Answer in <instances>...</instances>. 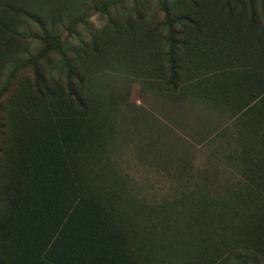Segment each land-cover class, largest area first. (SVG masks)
<instances>
[{
	"label": "trees",
	"instance_id": "16d2710c",
	"mask_svg": "<svg viewBox=\"0 0 264 264\" xmlns=\"http://www.w3.org/2000/svg\"><path fill=\"white\" fill-rule=\"evenodd\" d=\"M133 84L219 118L157 200L112 158ZM0 264H264V0H0Z\"/></svg>",
	"mask_w": 264,
	"mask_h": 264
},
{
	"label": "rangeland",
	"instance_id": "374dc122",
	"mask_svg": "<svg viewBox=\"0 0 264 264\" xmlns=\"http://www.w3.org/2000/svg\"><path fill=\"white\" fill-rule=\"evenodd\" d=\"M104 24L103 16L90 12L89 18L77 29V33L86 37ZM120 114L117 125L122 135L117 136V149L112 158L119 163L120 168L132 174L136 188H140L146 198L153 197L154 200L172 191L166 173L173 171V167L178 177L183 176V161L195 167L202 166L207 159L203 151L202 129L211 130L219 121L213 110L205 111L200 106L183 103L170 104L141 92L134 84L129 88L127 102L121 107ZM151 145L159 149H145ZM172 159L178 163L172 168L162 163H171ZM145 161H152L153 164L151 167L145 166ZM165 168L166 172L163 170Z\"/></svg>",
	"mask_w": 264,
	"mask_h": 264
}]
</instances>
